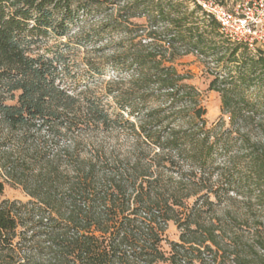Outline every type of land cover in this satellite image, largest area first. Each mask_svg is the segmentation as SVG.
Returning <instances> with one entry per match:
<instances>
[{"label": "trees", "instance_id": "obj_1", "mask_svg": "<svg viewBox=\"0 0 264 264\" xmlns=\"http://www.w3.org/2000/svg\"><path fill=\"white\" fill-rule=\"evenodd\" d=\"M183 1L187 0H0V171L29 197L24 202L3 198L0 174V264H204L201 248L215 254L220 251L212 229L201 232L200 240L181 236V244H170L167 254L165 228L169 222L177 223L169 213L186 206L173 193L158 192V179L150 171L154 164L143 163L139 156L107 159L99 152L69 154L68 147L42 152L49 141L59 146V140L68 134L74 138L93 127L118 124L124 113L136 120H126L137 136L134 152L143 143L163 156L190 151L206 160L217 146L229 153L231 136L236 137L245 151L240 158L245 179L257 186L255 201L264 205V114H258L264 113V57L242 46L251 59L236 80L228 82L220 76L211 80L209 89L220 94L231 129L220 135L211 134L215 128L204 130L205 110L199 94L187 82V75L177 70L176 62L185 55L180 48L185 41L198 51L203 37L222 35L216 21L196 2L191 1L193 9L189 10ZM103 5L111 13L93 32L134 34L136 39L130 56L136 72L127 90L113 94L119 103L116 116L88 99L86 92L73 93L63 86L69 47L81 44L77 39L71 42L69 25L80 12L89 13ZM49 36L67 39L62 44L65 49L53 56L41 53V44ZM237 50H231L229 63L238 62ZM123 54L117 50L111 58ZM87 66L101 75L98 68ZM229 83L248 90L259 85L255 86L259 87L257 101L251 102L245 90L226 88ZM134 91L140 96H133ZM154 97L158 99L154 108L138 109L131 102L137 98L143 105ZM186 117L189 123H201L200 135L182 136L180 127L170 126V121ZM225 124L222 120L216 126L220 129ZM13 139L18 146H7ZM65 157L75 167L61 172L59 161ZM196 225L188 223L189 233L198 234L189 228ZM255 237L258 242L253 247L262 254L245 258L264 264V236ZM233 255L237 261L238 253Z\"/></svg>", "mask_w": 264, "mask_h": 264}, {"label": "rangeland", "instance_id": "obj_2", "mask_svg": "<svg viewBox=\"0 0 264 264\" xmlns=\"http://www.w3.org/2000/svg\"><path fill=\"white\" fill-rule=\"evenodd\" d=\"M195 0L183 1V6L193 9ZM208 1V0H205ZM223 5H231L237 0H214ZM111 8L103 5L99 9H94L89 13L80 12L69 25L68 36L72 38L71 42L77 40L80 45L73 44L69 47L67 53L68 75L63 78V86L73 93L86 92L88 99L102 104L106 110L116 116L119 113V103H117L113 94L116 90L123 91L129 88V82L132 75L136 72L135 66H130L131 54L136 44L134 34L125 37L123 33L106 31L103 35H96L93 30L102 24ZM114 12V11H113ZM143 22V20H138ZM161 26V25H160ZM129 30H134L132 26ZM100 36V37H99ZM97 38H102L97 41ZM74 39V40H73ZM77 39V40H76ZM67 39H60L49 36L47 41L41 44L40 52L48 56H53L57 51H63L62 45ZM202 48L195 51L188 45L187 41L181 46V58L176 62L177 70L188 77L187 82L192 85L199 94L200 106L205 110L203 115L204 130L214 129L213 133L226 134L231 129L228 124L227 116L222 112L221 96L217 91L209 89V84L215 76H220V80H236L238 72L243 70L244 64H248L251 56L242 45L230 42L223 36L215 35L213 37H203ZM83 43V44H82ZM121 43V47L119 46ZM182 45V44H181ZM238 48L236 57L238 62L229 63L228 58L232 49ZM121 50L125 52L122 57L111 58L113 52ZM215 55H212L214 54ZM124 61L123 67L116 64ZM87 64L98 68L101 75H97ZM124 68V69H123ZM138 71V70H137ZM229 72V77L226 74ZM237 83H229L226 88L236 89L239 92L245 90L251 102L258 99V88L252 85L248 90L244 87L234 86ZM153 88V85H150ZM232 87V88H231ZM261 87V86H260ZM247 90V91H246ZM133 92V91H132ZM139 97L140 93H135ZM148 93H151L148 91ZM149 100V99H148ZM156 97L146 101L143 105L138 104V99L131 100L132 104H137V108H154L157 103ZM264 112V111H263ZM261 116L264 113L259 111ZM122 118L118 124H108L106 127H93L72 138L66 135L59 140V146L54 141L48 142L43 153L50 154L57 148H66L67 153L72 154L77 151L81 156H87L90 153H104L107 159L110 156L119 159L139 158L143 163H152L155 166L150 171L158 179V192L173 193L177 202L186 206L177 213H169L174 217L177 223L169 222L164 232V250L170 254V244H181L180 238L185 239L199 238L202 232L205 234L208 230L214 231L218 236L216 242L219 243V252L211 253L201 248V259L204 264H253L251 258H245L248 254H262L258 252L253 245L258 242L255 236H264V205L256 203L257 186L251 183L244 172L240 158L243 157L241 146L236 137H232V148L229 153H225L219 146L213 149L212 155L208 159H203L200 155H195L190 151L181 155L171 153L169 156L161 155V151L146 148V145L140 143V147L134 152V144L137 136L127 122H136L128 113L121 115ZM225 121L223 128L216 125ZM190 121L186 119H175L170 121V126L181 128L184 133L182 136L194 137L200 135L201 123L199 121ZM137 127V125H135ZM135 127V131L138 132ZM255 129V128H254ZM223 134V137L225 135ZM42 135H44L42 133ZM188 139V138H187ZM50 140V139H49ZM14 143V144H13ZM15 139L8 142L7 146L17 147ZM253 145L251 140L250 147ZM21 148V147H18ZM19 152L22 155L21 151ZM157 153V154H156ZM19 154L16 153L15 158ZM228 156H234L230 160ZM66 158V157H65ZM60 171H70L75 167L70 158L59 161ZM1 177L4 180L3 198L9 200L27 201L29 197L23 191L22 186L13 181L4 178L3 171ZM64 176V175H63ZM64 178V177H63ZM244 178L245 180H243ZM190 213V216L188 215ZM196 222L198 234L189 233L188 223ZM183 234V235H182ZM222 238V239H221ZM259 238V237H258ZM204 246H209L205 243ZM214 250L211 245L209 246ZM238 253V260L235 261L233 253ZM187 258L191 260V256ZM166 264V263H164Z\"/></svg>", "mask_w": 264, "mask_h": 264}, {"label": "built area", "instance_id": "obj_3", "mask_svg": "<svg viewBox=\"0 0 264 264\" xmlns=\"http://www.w3.org/2000/svg\"><path fill=\"white\" fill-rule=\"evenodd\" d=\"M195 1L216 21L224 38L264 57V0H237L231 5L214 0Z\"/></svg>", "mask_w": 264, "mask_h": 264}]
</instances>
